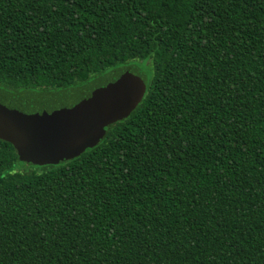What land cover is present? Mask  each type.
I'll use <instances>...</instances> for the list:
<instances>
[{
    "label": "trees",
    "instance_id": "trees-1",
    "mask_svg": "<svg viewBox=\"0 0 264 264\" xmlns=\"http://www.w3.org/2000/svg\"><path fill=\"white\" fill-rule=\"evenodd\" d=\"M127 65L146 95L77 157L0 138V264H264V0H0V88Z\"/></svg>",
    "mask_w": 264,
    "mask_h": 264
},
{
    "label": "water",
    "instance_id": "water-1",
    "mask_svg": "<svg viewBox=\"0 0 264 264\" xmlns=\"http://www.w3.org/2000/svg\"><path fill=\"white\" fill-rule=\"evenodd\" d=\"M147 88L148 76L134 65L55 92L0 88V138L12 142L22 156H33L38 143L27 130L41 128V138L54 145L46 160L58 164L99 143L106 134L104 126L128 117Z\"/></svg>",
    "mask_w": 264,
    "mask_h": 264
},
{
    "label": "rangeland",
    "instance_id": "rangeland-1",
    "mask_svg": "<svg viewBox=\"0 0 264 264\" xmlns=\"http://www.w3.org/2000/svg\"><path fill=\"white\" fill-rule=\"evenodd\" d=\"M137 66V65H136ZM124 67V66H122ZM140 70L142 72H144L146 75H148L146 72V70L140 66ZM111 72V71H110ZM108 74V73H106ZM111 124L108 123L107 125L104 126L105 130L110 126ZM2 129L0 128V131ZM41 128H37L36 130L34 129H28L27 133L30 135L31 138H35V140L37 141V146L36 151L33 150V156H29V154L25 153L23 156L20 154L19 155L21 157V162L22 164H19L18 167L19 168H27L29 169V166L33 165V166H38V167H45L47 165H53L56 163H53L52 161L47 162L46 158L47 155L50 153L51 151V146H54L51 142L45 140L44 138H41V134L39 135ZM41 138V139H40ZM24 163V164H23Z\"/></svg>",
    "mask_w": 264,
    "mask_h": 264
}]
</instances>
